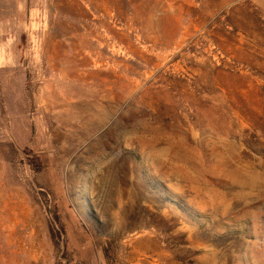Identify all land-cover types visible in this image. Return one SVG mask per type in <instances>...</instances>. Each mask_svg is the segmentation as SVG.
Listing matches in <instances>:
<instances>
[{
	"label": "rangeland",
	"instance_id": "obj_1",
	"mask_svg": "<svg viewBox=\"0 0 264 264\" xmlns=\"http://www.w3.org/2000/svg\"><path fill=\"white\" fill-rule=\"evenodd\" d=\"M0 19V264H264V0Z\"/></svg>",
	"mask_w": 264,
	"mask_h": 264
},
{
	"label": "crops",
	"instance_id": "obj_2",
	"mask_svg": "<svg viewBox=\"0 0 264 264\" xmlns=\"http://www.w3.org/2000/svg\"><path fill=\"white\" fill-rule=\"evenodd\" d=\"M26 0H0V17H10L16 21L18 16L23 14ZM4 19H0V25Z\"/></svg>",
	"mask_w": 264,
	"mask_h": 264
}]
</instances>
